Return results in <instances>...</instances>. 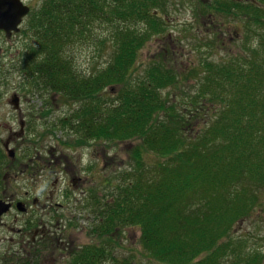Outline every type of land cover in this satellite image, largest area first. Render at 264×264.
<instances>
[{
  "label": "trees",
  "instance_id": "trees-1",
  "mask_svg": "<svg viewBox=\"0 0 264 264\" xmlns=\"http://www.w3.org/2000/svg\"><path fill=\"white\" fill-rule=\"evenodd\" d=\"M168 6L169 0H45L19 32L25 39L7 72L37 99L79 104L52 129L66 130L74 144L133 142L125 172L102 180H113L110 201L88 198L97 210L92 234L111 241L83 246L64 264H134L115 255L112 237L131 226L162 264H193L203 253L210 254L194 264L263 262L261 245L220 241L255 202L246 207L250 196L238 183L264 170V0L208 1L203 16L237 9L259 44L247 56L200 61L192 93L181 90L171 55L139 60L146 43L166 31L161 14ZM88 42L109 58L82 72L71 50ZM15 163L0 137V191Z\"/></svg>",
  "mask_w": 264,
  "mask_h": 264
},
{
  "label": "rangeland",
  "instance_id": "rangeland-1",
  "mask_svg": "<svg viewBox=\"0 0 264 264\" xmlns=\"http://www.w3.org/2000/svg\"><path fill=\"white\" fill-rule=\"evenodd\" d=\"M22 1L31 10H36L45 0ZM192 1L169 0L166 13L161 14L167 24L166 31L146 43L139 59L143 63L156 56L162 57V53L171 55L181 90L188 93L194 91L193 86L201 75L200 61L217 64L228 58L247 56L259 44L257 30L247 27L246 16L239 14L237 9L230 16L217 14L211 19L203 16L204 7L210 0ZM24 28L25 22L21 30ZM24 39L21 34L13 35L10 41L0 37V137L2 143L10 140V148L16 153V163L5 175L0 200L20 201L28 211L22 214L14 208L0 219V264H64L83 246L111 241L108 237L99 238L92 234L91 226L97 219V210L95 202L92 201L91 205L88 198L110 201L113 180L108 185L102 184V180L105 176L119 177L125 172L131 164L128 150L133 142L90 141L74 144L66 130L52 129L56 119L72 114L79 104L57 96L52 102L49 96L37 99L23 91L19 75L8 73L7 63L12 56H16ZM71 53L77 69L82 72L96 71L109 58L106 51L98 52L90 42L75 45ZM138 67L140 72L141 65ZM168 90L169 94H174L172 89ZM13 94L20 98V112L9 104ZM48 111L50 113L46 116ZM22 120L25 122L23 131L20 128ZM103 163L109 164L107 170H103ZM78 168L81 171L86 168L90 174H79ZM72 169L77 176L89 178L85 186L78 189L71 186ZM249 176L248 172L243 176L238 189L240 192L246 189L250 196L245 201L246 207H249L252 197L255 202L248 214L233 223L220 243L246 240L248 249L260 245L264 248V170ZM56 178L59 179L54 187ZM51 191L53 205L58 206L44 210ZM82 191L87 195L83 196ZM27 195L29 199H26ZM34 199L39 201V207L32 204ZM35 232L40 239L35 237ZM32 237L35 238L34 243ZM112 237L117 239V257L128 258L134 264H162L143 249L140 228H124ZM209 254H201L193 264ZM227 255L231 261L232 253Z\"/></svg>",
  "mask_w": 264,
  "mask_h": 264
},
{
  "label": "water",
  "instance_id": "water-1",
  "mask_svg": "<svg viewBox=\"0 0 264 264\" xmlns=\"http://www.w3.org/2000/svg\"><path fill=\"white\" fill-rule=\"evenodd\" d=\"M30 13V8L21 0H0V32H3L6 40H10L14 34H18L21 30L19 27L23 23V19ZM9 104L13 106L15 111L20 110V98L13 94L9 100ZM24 123L20 124L21 131ZM8 156L15 158V152L9 148V141L4 144ZM11 205L7 202L0 201V218L8 213ZM16 208L19 212H25L26 209L22 203H17Z\"/></svg>",
  "mask_w": 264,
  "mask_h": 264
},
{
  "label": "flooded vegetation",
  "instance_id": "flooded-vegetation-1",
  "mask_svg": "<svg viewBox=\"0 0 264 264\" xmlns=\"http://www.w3.org/2000/svg\"><path fill=\"white\" fill-rule=\"evenodd\" d=\"M0 33H1V32H0ZM1 34H2V33H1ZM52 156H54V153L52 154ZM54 157H55V156H54ZM103 166H104L103 170H107L108 167H109V164L106 163V164L104 165V163H103ZM69 170H71V169H69ZM78 171H80V172H78ZM54 172H55V174L58 173V171H54ZM77 172H78L79 174H80V173L85 174L86 172H89V171H87L86 168H84L83 171H81V169L78 168V169H77ZM71 174H72L73 176L70 177L69 182H70L71 186H73L75 189H78V188H81V187L85 186V185L87 184V182L89 181V178H88V177H87V178H86V177H85V178H81L79 175L77 176V175L75 174L74 169H72ZM89 174H90V172H89ZM58 179H59V178H56V179H55L54 187L57 186ZM52 188H53V187H52ZM82 192H83V194H84L83 196H85V194L87 195V193H86L85 191H82ZM29 198H30V196L27 195L26 199H29ZM7 202H9V204L11 205V209H10V211H11V210H14V208L16 209V204H17L18 202H20V201L7 200ZM53 203H54V195L52 194V191H51V192L49 193L48 202H47L46 204H44L43 209H44V210H46V209H53V206L57 205V204L53 205ZM32 204H33L35 207H39V206H40V203H39V201H38L37 199H34L33 202H32ZM57 206H58V205H57ZM58 208H60V207H58ZM10 211H9V212H10ZM9 212H8V213H9ZM27 212H28V211L26 210L24 213H22V212H20V213L25 214V213H27ZM8 213H7V214H8ZM7 214L3 215L1 218H3L4 216H6ZM34 234H35V237L38 239V238H39V234H37V232H35ZM33 236H34V235H33ZM39 239H40V238H39ZM32 242H33V243L35 242V238H34V237H32Z\"/></svg>",
  "mask_w": 264,
  "mask_h": 264
}]
</instances>
